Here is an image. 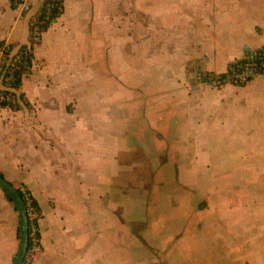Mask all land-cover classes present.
I'll return each instance as SVG.
<instances>
[{
	"label": "crops",
	"instance_id": "1",
	"mask_svg": "<svg viewBox=\"0 0 264 264\" xmlns=\"http://www.w3.org/2000/svg\"><path fill=\"white\" fill-rule=\"evenodd\" d=\"M43 1L0 0V43L29 45ZM62 8L22 80L28 108L0 109V174L40 209L32 264H264V74L198 80L264 46V0ZM18 226L0 188V264Z\"/></svg>",
	"mask_w": 264,
	"mask_h": 264
},
{
	"label": "trees",
	"instance_id": "2",
	"mask_svg": "<svg viewBox=\"0 0 264 264\" xmlns=\"http://www.w3.org/2000/svg\"><path fill=\"white\" fill-rule=\"evenodd\" d=\"M20 0H10L12 7H15L16 4L19 3ZM64 0H44L41 9L36 13L30 22V39L29 45L21 46L16 49V55L20 56V60L18 63L13 67L5 65V76L9 77L12 89L16 92V95L11 94L14 99V103L12 102H2L0 103V109H8L13 112L20 111L23 107L28 108V104L22 94H19V90L21 88L23 78L27 77L31 73L32 68V58H33V48L35 45L38 44L41 35L48 30L51 23L58 19L62 15V4ZM34 32L37 33V41L34 42ZM4 44L0 43V47ZM10 50H13V47H9ZM9 54H4L5 61L7 60ZM206 82L214 81L215 79L221 80L223 79L224 75H210L206 74ZM1 95H5L4 92H0ZM7 184L12 187L8 182L5 181L3 176L0 174V188L2 189L4 196L8 202H10L14 210L19 215V226L17 230V238L19 241V251H21V243H22V236L23 233L21 231V215L22 211H24L26 216V223H27V246L26 248L30 247L31 244V237L30 232L31 229L34 227L37 230V237L39 238L38 233V220L40 218V209L38 207L37 202L31 197V195L27 191H21L19 189H15L17 192L20 204L17 202V197L4 189L3 184ZM13 188V187H12ZM17 254V256H18ZM15 257V259L17 258ZM13 261V264L15 262ZM21 264H24L22 261Z\"/></svg>",
	"mask_w": 264,
	"mask_h": 264
},
{
	"label": "built area",
	"instance_id": "3",
	"mask_svg": "<svg viewBox=\"0 0 264 264\" xmlns=\"http://www.w3.org/2000/svg\"><path fill=\"white\" fill-rule=\"evenodd\" d=\"M28 8L25 7L24 11H27ZM34 42L37 41V33L34 32ZM4 54H9L7 60L5 61ZM20 56L16 55V51L10 50L7 45L0 47V92H4L5 95L0 94V103L2 102H12L14 99L11 94L16 95V92L12 89L9 77L5 76V65L13 68L18 61ZM264 74V46L254 49L247 50L243 58L235 63H232L228 66L227 70L223 74L224 77L221 80L215 79L211 82H206V74L199 75L198 80L201 83H208L216 87H222L225 85L232 86H244L258 76ZM31 244L29 248H26L23 262L24 264H32L35 257L41 251L40 239L37 237V230L33 227L30 232ZM22 263V262H21Z\"/></svg>",
	"mask_w": 264,
	"mask_h": 264
},
{
	"label": "water",
	"instance_id": "4",
	"mask_svg": "<svg viewBox=\"0 0 264 264\" xmlns=\"http://www.w3.org/2000/svg\"><path fill=\"white\" fill-rule=\"evenodd\" d=\"M3 187H4V189H6L7 192H9V193H11V194H13V195H15L17 197L18 204L21 203L20 199H19V196H18V194H17V192L15 191L14 188L10 187L6 183L3 184ZM26 225H27L26 216H25L24 211H22V215H21V231L23 233V236H22V243H21V251L18 254L17 258L15 259L14 264H21V262L23 260V257H24V253H25L26 246H27V236H26L27 226Z\"/></svg>",
	"mask_w": 264,
	"mask_h": 264
},
{
	"label": "rangeland",
	"instance_id": "5",
	"mask_svg": "<svg viewBox=\"0 0 264 264\" xmlns=\"http://www.w3.org/2000/svg\"><path fill=\"white\" fill-rule=\"evenodd\" d=\"M185 178V180H186V182L188 183V184H194V182H195V177L194 176H185L184 177ZM206 177H204L203 179H205ZM209 178V177H208ZM207 178V179H208ZM192 197H190V199H191ZM143 226L144 225H140V228H139V231L141 232V230L143 229ZM174 257V256H173ZM155 258H157V256H156V253H155ZM171 259H173V258H170L168 261L170 262V263H175L176 261H174V260H171Z\"/></svg>",
	"mask_w": 264,
	"mask_h": 264
}]
</instances>
